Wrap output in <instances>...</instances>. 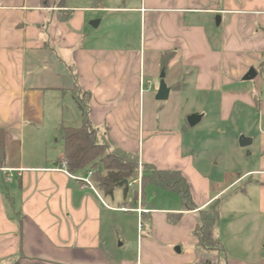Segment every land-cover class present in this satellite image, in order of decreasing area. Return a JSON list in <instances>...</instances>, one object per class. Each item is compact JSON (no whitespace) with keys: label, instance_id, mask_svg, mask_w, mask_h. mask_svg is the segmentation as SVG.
<instances>
[{"label":"crops","instance_id":"crops-1","mask_svg":"<svg viewBox=\"0 0 264 264\" xmlns=\"http://www.w3.org/2000/svg\"><path fill=\"white\" fill-rule=\"evenodd\" d=\"M73 1L0 0V264H264L226 248L222 215L223 251L194 233L201 210L221 211L225 190L250 176L264 214V0ZM251 68L257 75L245 79ZM163 70L169 97L190 90L217 108L220 133L252 140L250 167L218 191L209 177L218 163L201 165L180 130L146 123L143 83ZM86 109L99 137L140 165L181 172L197 208L156 197L173 190L153 183L109 197L67 174L58 129L73 114L82 124ZM49 118L56 132L37 130Z\"/></svg>","mask_w":264,"mask_h":264},{"label":"rangeland","instance_id":"rangeland-1","mask_svg":"<svg viewBox=\"0 0 264 264\" xmlns=\"http://www.w3.org/2000/svg\"><path fill=\"white\" fill-rule=\"evenodd\" d=\"M73 3L83 2L74 0ZM161 73L151 75L150 88L148 84L143 83L146 123L151 126L159 125V129L162 130L160 133L163 132L161 134H166L169 130H180L183 133L185 144L192 146L195 155L201 160V165L209 161L211 164L218 163L217 169L213 171V174L210 172L209 177L213 180L214 191L224 188L250 167L248 165L251 158L247 154L252 146H240V138L249 136L239 129H229L225 135L220 133L219 125L214 123L218 119L217 108L199 106L190 90L173 92L167 100H159L160 112L155 114L156 118L152 116V102L160 86ZM203 111L207 112V119L195 126H190L188 116L194 112ZM55 120L49 118L50 122L45 123L43 127H38L37 130L48 133L56 132L57 120ZM67 121V125L79 126L81 124V119L74 114ZM54 142L53 140L55 146ZM140 169L143 174L145 169L139 163V169L134 177L138 176ZM252 179L253 177L250 176L242 182L234 183L225 190L223 198L217 204L222 205L220 217L221 215L223 217L222 228L226 248L235 251L238 249L237 253L242 255L243 253L239 251L242 246L254 252L255 255H264V214L260 213L259 193L249 182ZM217 184L220 188H216ZM195 193H198L196 188ZM163 194L174 196V198L179 197L175 191H159L156 197L160 198Z\"/></svg>","mask_w":264,"mask_h":264},{"label":"trees","instance_id":"trees-1","mask_svg":"<svg viewBox=\"0 0 264 264\" xmlns=\"http://www.w3.org/2000/svg\"><path fill=\"white\" fill-rule=\"evenodd\" d=\"M65 1L57 0V4L64 6ZM170 55L169 52L163 54L161 59L163 69L168 64ZM84 102L86 105L85 100ZM58 133L63 143V160L67 163L68 171L76 172L80 169L91 168L94 170L92 179L96 187L105 195L113 197L115 192L121 189L123 195L127 196L129 183L139 169L137 153L124 151L110 140L99 137L90 123L87 109L80 126L61 124ZM142 166L145 169L142 175L143 187L147 183H153L171 189L179 194L184 207L197 208L191 195L190 185L181 172L159 170L150 164ZM125 180L128 183H125ZM219 223L220 209L216 204L201 210V223L197 225L194 233L203 247L224 250V245L217 235ZM10 264H19V261Z\"/></svg>","mask_w":264,"mask_h":264},{"label":"water","instance_id":"water-1","mask_svg":"<svg viewBox=\"0 0 264 264\" xmlns=\"http://www.w3.org/2000/svg\"><path fill=\"white\" fill-rule=\"evenodd\" d=\"M257 75V72L255 68H251L247 74L245 75V79H253ZM165 71L163 70L161 73V81H160V87L158 90V93L156 95L157 100H167L169 98L170 88L167 86L165 80ZM201 119V116L199 114H191L188 116V122L190 126H195ZM252 140L251 138L242 136L240 138V146L241 147H247L251 145ZM125 183H128L127 180L124 181Z\"/></svg>","mask_w":264,"mask_h":264},{"label":"built area","instance_id":"built-area-1","mask_svg":"<svg viewBox=\"0 0 264 264\" xmlns=\"http://www.w3.org/2000/svg\"><path fill=\"white\" fill-rule=\"evenodd\" d=\"M66 166H67V163H66V161H64V168H63V170H65V172H67V174H69V175L72 176L73 178H77V179L81 180V181H82V187H86V186H88V187H90V188H92L93 190L96 191V187H95V185H94V183H93V181H92V174H93V171H92V170L88 171V173H87L86 176H84V177H79V178H78V177L72 175V174L70 173V171H68V169L66 168ZM140 168H141V166H140ZM141 181H142V171H141V169H140V170H139V174H138V176L134 177V178L131 180V182L129 183V186L132 187V186L138 185V186L140 187V186H141ZM138 210H139V211H144V212H149L148 209H143V210L138 209Z\"/></svg>","mask_w":264,"mask_h":264}]
</instances>
